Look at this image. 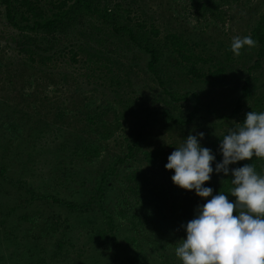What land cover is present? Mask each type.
Segmentation results:
<instances>
[{
  "label": "trees",
  "instance_id": "1",
  "mask_svg": "<svg viewBox=\"0 0 264 264\" xmlns=\"http://www.w3.org/2000/svg\"><path fill=\"white\" fill-rule=\"evenodd\" d=\"M157 1L156 9H152L154 0H0L5 24L18 33V51L24 54L19 65L23 85L35 87L34 102L39 103L44 119L50 121L49 126L67 131L68 140L71 138L75 146L73 154L78 159L77 165L97 167L94 182L83 184L91 188L86 200L78 202L74 197L69 201L58 195H40L18 181L17 185L30 194V199L24 203L52 201L82 215L98 209L106 219L109 232L124 224L132 232L144 233L154 232L166 222L190 221L197 205L205 202L194 191L175 186L171 180L174 172L166 170L165 164L175 147L180 146L175 135L189 130L204 132L200 143L212 149L217 162L221 161L219 139L228 128L243 123L249 111H264V93L254 99V81L244 79L243 73L249 61L244 60L245 51L257 55L249 72L260 70L264 65V0L254 5L250 0H186L183 13L172 6L176 0H166L167 9L176 14L177 24L172 26L170 17L161 29L158 19L165 7L161 0ZM148 6L150 16L145 11ZM238 7L241 10L237 11ZM233 10L247 17L245 31L240 37L251 35L258 42L255 47L242 49L239 56L232 53V38L228 37V30L234 23ZM155 16L157 21L153 20ZM219 32L223 36L220 39ZM78 39L81 40L70 42ZM108 40L111 46L121 45L127 51L139 52L138 57L145 61L144 73L164 89L169 99L162 101L163 108L138 110L136 105L122 98L124 92L128 93L126 90L131 85L128 76L135 74V67L100 55L108 50ZM62 41L69 44L64 48L69 55L65 62L79 64L82 54V64L92 65L91 70L95 72L85 74V78L97 81L94 82L97 85L82 88L78 76L66 73L48 71L37 77V72L41 73L38 68H46L47 64L58 66L56 49ZM164 60L171 61L173 69L191 84L226 88L236 76L234 90L239 88V95L230 102V112L218 116L212 103L201 102L196 93H192L194 105L188 114L176 110L175 103L186 101L189 93L179 95L169 88ZM26 71L29 76H24ZM63 81L69 84L61 95L49 98L42 95L50 88L58 92L55 88ZM122 86L125 91H121ZM103 87L110 89L111 98ZM222 128L225 130L220 132ZM11 129L15 131L13 126ZM246 163L264 174V158L255 156L251 161H240L229 167H241ZM212 166L214 168L215 164ZM73 173L79 178L77 172ZM204 186L212 187L213 195L219 191L228 194L231 178L214 172ZM109 195L112 205L104 207ZM24 219L36 224L26 216ZM58 224L59 217L53 222L46 221L45 227L38 226L36 231L44 239L53 236ZM98 235L102 241L107 237L104 229L98 231ZM111 239L116 241L112 236ZM126 250L134 258L128 259L127 264L142 259L140 244L135 239L129 241ZM112 262L123 264L117 257Z\"/></svg>",
  "mask_w": 264,
  "mask_h": 264
},
{
  "label": "rangeland",
  "instance_id": "2",
  "mask_svg": "<svg viewBox=\"0 0 264 264\" xmlns=\"http://www.w3.org/2000/svg\"><path fill=\"white\" fill-rule=\"evenodd\" d=\"M251 1L254 5L262 0ZM161 2L165 9L161 19H158L159 27L166 25L165 22L170 20V17L172 18L170 23L176 27V14L167 9L169 4L166 0ZM157 4L158 1L154 0L153 8H151L156 9ZM185 4H187L186 0H176L172 6L183 13ZM149 7L145 8L148 16H150ZM236 10L241 9L238 7ZM246 18L244 13L237 14L233 10L234 23L231 30H228V37L233 39L245 31ZM153 20H156V16ZM222 37L219 32L218 38ZM80 40L69 41L76 43ZM17 42L18 33L5 24L4 12L0 7V68L2 69L0 74V264H112L116 257L123 264H127L128 259H134L129 250H126L132 239L140 244L142 252V259L135 260L134 264H181L175 255V244L180 239L186 238V233L181 226L188 221L166 222L154 232L135 233L124 224L109 232L106 219L98 209L90 210L86 215H82L71 212L65 206L56 205L52 201L24 203L30 199V194L17 185L18 181L24 182L26 188L40 195H58V198L69 201L74 197V201L78 202L86 200L91 188L87 186L90 188L87 189L83 184L87 185L88 181L94 182L97 167L77 165L78 159L73 154L75 146L71 138L70 141L68 140L67 131L50 127V121L44 119L39 103L34 102L35 87L23 85L22 78L19 77L21 73L19 65L24 59V54L18 51ZM68 46V41H62L56 49L59 53H57L58 66L53 67V64H47L46 68H38L41 73L37 72V77L51 71L54 74L73 75L75 78L78 76L80 86L85 89L97 85L94 83L97 81L91 82L85 78V74L94 71L91 70L92 65L82 64L84 61L82 54H80L79 64L65 62L69 55L66 52L68 49L64 50V48ZM106 48L108 50L104 52L102 49L103 52L100 55L112 57L121 63L135 67V74L128 76L131 83L126 90L128 93L124 92L122 97L139 108L133 106L134 111L138 112L137 109L143 110L144 107L163 108L162 101H169V99L164 89L144 73L145 61L143 58L140 60L139 52L127 51L122 49L121 45L111 46L109 40L106 42ZM244 54V60L249 59L245 63L244 79H253L255 86L253 98L255 99L257 95L264 93V65L260 70L249 72L248 69L256 62L257 55L247 51ZM167 56L168 53L165 52V57ZM171 64V61H163V67L166 68L164 71L169 78L167 85L172 90L178 91L179 95L189 93L186 101L175 103L176 110L188 114L187 112L191 111L194 105L192 93H196L201 102L212 103L218 116L230 112V102L239 95V88L234 90V87H237L236 76L230 79L231 82H228L226 88L191 84L184 80V76L175 71ZM11 76L14 77L11 78ZM24 76H29V73L26 71ZM67 84L69 83L63 81L58 88H55L58 92L50 88L42 95L48 98L52 95L59 96ZM167 85L165 88L168 89ZM104 87L102 89L106 95H109L107 97L111 98L110 89ZM123 90L124 87L121 88V91ZM30 94L31 97L28 96ZM12 126L15 131L11 129ZM224 130L222 128L220 132ZM190 133L197 134L189 130L176 134L174 138L181 145ZM12 136L16 138H10ZM73 172H77L79 178L73 176ZM107 198L104 207L112 205L111 196ZM107 211L109 212L108 209ZM24 216L35 220L36 224L32 225L24 219ZM57 217H59V224L53 236L42 239L36 231L37 227L41 226L43 229L46 221L53 222ZM103 229L107 236L104 241L98 235V231ZM111 236L116 241H113Z\"/></svg>",
  "mask_w": 264,
  "mask_h": 264
},
{
  "label": "clouds",
  "instance_id": "3",
  "mask_svg": "<svg viewBox=\"0 0 264 264\" xmlns=\"http://www.w3.org/2000/svg\"><path fill=\"white\" fill-rule=\"evenodd\" d=\"M257 43L251 35L236 36L230 48L239 56L242 49ZM204 136V132L190 133L165 164L174 172L175 186L194 191L205 201L181 226L186 238L175 244V255L181 264H264V174L250 163L229 167L254 156L264 158V111H249L243 123L228 128L219 139V162L212 149L200 143ZM214 172L231 178L228 194L213 195V188L204 186Z\"/></svg>",
  "mask_w": 264,
  "mask_h": 264
}]
</instances>
